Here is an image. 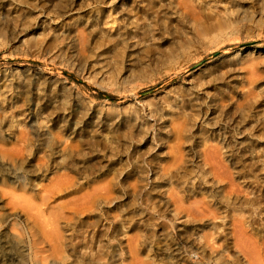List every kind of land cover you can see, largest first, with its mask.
Here are the masks:
<instances>
[{"label":"rangeland","instance_id":"1","mask_svg":"<svg viewBox=\"0 0 264 264\" xmlns=\"http://www.w3.org/2000/svg\"><path fill=\"white\" fill-rule=\"evenodd\" d=\"M130 1L66 0V14L60 13L58 6L53 8L57 5V0H37V6L33 5V1V4H29L31 9L26 6L25 12L19 11L22 15L21 38L10 41L7 34L0 35V122L3 134L7 136L6 139H0V152L14 156L13 167L6 162L0 164V227L6 229V234L14 233L15 229L24 234L28 223L24 198L31 196L32 200L37 201L41 185L44 186L52 178L61 177V173L74 175L79 182H86L84 186L108 184L114 190L112 203H102L88 215L81 216L82 222H90V229H93L96 219L101 223L105 216L110 218L113 213H131L127 208L130 195L132 192L133 196L137 194L141 185H144L142 170L147 171L154 164H159L161 158L167 157L165 139L159 140L160 145L156 147L155 142L149 139L150 135L145 136L146 128L143 124L149 119H146L144 113L153 106L163 104L166 107L160 114L153 116L164 124L176 111L182 94L200 92V96L208 97L234 94L233 101L236 102L249 85L254 62L259 73L254 83L258 94L254 100L257 106L255 110L264 112V0H223L216 10L201 14V21H198L203 23L202 27H198L195 21L186 19L170 25L165 22L168 26L163 23L164 28L160 23L155 32L152 33L150 27V31L141 36L140 46L130 47L134 40L129 43L121 42L117 47H112L109 42L98 47L96 42L91 44L88 41L84 54L79 53L78 43L74 45L76 52H71L72 49L68 47L71 39L65 38L64 31L73 35L74 23L88 26L97 21L99 24L100 11L105 12L104 16L111 8L117 20L104 27L101 23L100 31L104 32L100 35L114 31L117 23L127 17L125 4ZM16 4L14 2L13 6ZM16 6L19 7L18 4ZM38 12L46 16L42 17ZM58 14L63 16L58 18ZM43 33L51 44L47 47L37 42V39L45 36ZM181 40L187 41L183 50L179 48ZM146 43L149 45L147 48L144 47ZM170 49L175 50L174 54L168 55ZM39 76V81L46 77L50 88L54 90L40 92L38 96L27 95L21 80L27 77L37 79ZM52 94L56 97L53 98ZM44 98L52 99V102L46 103ZM234 105L231 102L226 108L227 112L217 115L219 119L222 117L219 120L222 125L227 126L228 121L237 116L238 111ZM143 107L147 109L144 113ZM225 113L228 116L223 117ZM251 113L250 111V116L256 119L253 115L255 113ZM56 115L55 120L53 117ZM205 116L206 114L198 122L209 125L207 122L211 116ZM251 117H246V121L236 117V125L242 134L232 132L233 140H242L240 136L244 134L246 137L251 136L256 142L263 140L262 130L254 133L245 130V124ZM54 125L57 126L55 129L62 130L66 139L61 145H57L56 152L51 144ZM75 125L84 129V138L79 134H71L69 129ZM66 142L74 145L71 160L63 151ZM27 143L32 145V154L28 155L30 150L25 151L21 157L16 151ZM159 152L162 157L157 156ZM247 155L250 152L243 153L242 158L246 160ZM38 158L44 159L43 164L37 165V161L40 162ZM190 162L185 166L190 167L192 173L203 171L199 163L195 165ZM238 165L241 167L233 165L236 170L254 178L248 170L249 164L245 166L238 162ZM38 166L42 168L39 169ZM30 169L34 171L30 172ZM80 169L83 172L81 175ZM22 175L31 176L29 189L23 187ZM262 176L264 174L261 171L257 177ZM248 184L253 185V182ZM215 187L221 192L220 182ZM12 195L17 199L15 202H12ZM219 205L221 206L220 203ZM235 213L230 209L226 213V219L230 222ZM207 223L209 224L206 225ZM214 223L217 220L208 219L199 226L206 231ZM262 223L260 226L264 228ZM173 230L174 227L170 228L172 235ZM129 232L128 236L135 233L134 230ZM128 236H118L124 249L128 245ZM64 254L69 257L68 253ZM226 254L230 256L234 252L230 250ZM130 257L126 254V261L131 260ZM63 261L61 264L67 263Z\"/></svg>","mask_w":264,"mask_h":264},{"label":"bare ground","instance_id":"2","mask_svg":"<svg viewBox=\"0 0 264 264\" xmlns=\"http://www.w3.org/2000/svg\"><path fill=\"white\" fill-rule=\"evenodd\" d=\"M33 1L0 0V35L7 34L10 36L8 39L10 41L21 38L22 15L19 11L30 8L29 4L37 6V0ZM57 1V5L55 4L53 8L58 6L60 13L66 14L67 11L64 10L66 0ZM14 2L19 7L16 6L17 4L13 6ZM223 2V0H131L125 4L127 17L122 20L124 22L119 21L116 29L110 30L104 34L105 36L100 35L102 32L100 24L102 23L104 27L107 23L116 22L117 17L114 16L112 8L108 10V16H103L105 12L100 11L101 15L98 19L101 23L98 24L96 21L87 24L88 26L74 23L73 35L69 31H64V36L71 39V44L68 46L70 50L72 49L71 52H76L74 45L78 43L79 53H83L88 41L91 44L96 42L98 47L105 46L108 42L112 47H117L124 42L129 43L130 40H134L133 45L129 46H140L141 36L150 31V27L153 33L160 25L163 27L165 22L170 25L186 19L193 20L199 25L198 27H202L203 23H200L201 19H199L201 14L216 10ZM38 13L42 17L46 16L42 12ZM60 16L63 15H57L58 18ZM45 37L46 35L40 37L41 40L37 39V42L47 47L51 44ZM185 42L180 41V50L187 46ZM96 44L94 45L97 46ZM148 46L147 44L144 47ZM174 51L170 49L166 52L172 55ZM252 66L254 67L251 68L249 85L243 90L241 99L236 102L233 101L234 94L230 93L219 97L200 96V92L182 94L179 97L180 104L175 108L176 111L164 124L153 117L160 114L162 109H166L163 104L149 108L147 113H144L147 109L142 108L146 119H149L143 124L146 128L145 136L150 135L149 139L155 142L156 147L160 145L159 140L165 139L164 143L168 151H165L167 157L161 158L159 164L152 163L153 167L150 165L151 168L149 167L147 171L142 170L144 185H141V189L136 188L140 189L137 194L133 196L132 192L130 195L127 208L131 213L128 212V215L113 213L110 218L105 216L101 223L96 219L93 229H90V222H82L81 216L88 215L102 203H112L114 190L108 184L84 186L86 182H79L80 180L74 175L61 173V177L52 178L44 186H39L40 196L37 201L32 200L31 196L24 198L28 219L24 234L15 229L14 233L9 235L6 234L5 228L0 227V246H2L0 264H61L63 260L67 261L65 264H264V228L260 226L261 222L264 226V176L257 177L261 171L264 174V112L260 109L255 110L257 106L254 100L258 94L254 83L259 73L254 62ZM39 79L40 76L37 79L27 77L21 80L27 95L38 96L40 92L54 90L50 88L46 77L42 81ZM52 97L56 96L52 94ZM43 100L46 103L52 102V99ZM231 102L238 111L236 117L243 118L244 121L248 119L246 117L252 116L249 114L250 111L251 114L255 113L253 115L256 119L251 117L252 119L245 124V130H250L252 133L262 130L263 140L256 142L251 136L246 137V134L240 136L242 139L240 141L233 140L232 132L242 134L236 125L238 123L236 117L231 118L229 124L224 126L220 123L222 117L219 119L217 116L227 112L226 108ZM204 114L205 117L211 116L210 121L207 122L209 125L198 122ZM225 116L228 115L225 113L223 117ZM53 118L56 120L57 115ZM55 127L57 126L52 127L54 133L51 144L57 149V145H61L66 139L62 135V130ZM2 128L0 122V139H6L7 136L3 134ZM69 130L71 134L84 136L85 131L81 126L75 125ZM68 143H65L63 151L71 160L74 145ZM246 145L247 148H244ZM31 146V143H27L19 147L16 152L22 157ZM247 151L250 155L244 160L243 153ZM31 152L30 150L28 155H31ZM157 156H161V153L159 152ZM12 158L13 155L0 152V164L6 162L12 166ZM38 160L40 162L37 161V165L43 164L44 159L38 158ZM188 161H192L190 163L195 165L199 163L203 171L192 173L190 167L185 166ZM238 162L245 166L249 164L248 170L254 178L236 170L235 166L241 167ZM38 168L42 167L38 166ZM31 171L34 170L30 169ZM79 173L80 175L83 173L81 169ZM22 177L23 187L29 189L31 176L22 175ZM250 181L253 185L248 184ZM218 182L221 183V192L215 187ZM132 189L135 188L132 186ZM12 198V202L17 200L14 195ZM230 209L236 213L231 216L229 222L226 213ZM208 219L217 220V223L204 231L200 226ZM172 227H174L173 235L170 231ZM130 230H134L135 233L128 236ZM120 234L129 237L125 249L118 240ZM230 250L234 252L230 254L232 258L226 254ZM65 252L69 257H66ZM126 254L131 256V260L126 261Z\"/></svg>","mask_w":264,"mask_h":264}]
</instances>
